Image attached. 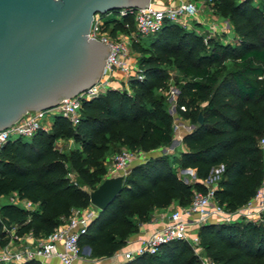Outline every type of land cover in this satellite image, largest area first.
<instances>
[{
	"label": "trees",
	"instance_id": "16d2710c",
	"mask_svg": "<svg viewBox=\"0 0 264 264\" xmlns=\"http://www.w3.org/2000/svg\"><path fill=\"white\" fill-rule=\"evenodd\" d=\"M211 2L230 24L235 36L231 43L204 38L164 20L148 35L146 45L131 43V51L139 55L136 66L142 78L128 79V91L107 88L81 101L73 126L55 114L46 131L38 130L26 140L8 139L1 146L0 197L14 193L35 207L28 211L8 202L0 204V245L10 229L16 236L29 232L41 237L69 208L87 205V191L81 186L91 190L101 181L104 170L99 158L108 140L130 150L170 140L171 116L153 96L162 89L154 84L165 78V66L183 78L176 87L174 110L191 129L180 138L185 149L177 152L176 163L193 171V181L178 178L164 156L130 167L119 192L97 210L78 245H86L90 257L110 256L140 222L150 219L152 209L171 199L186 205L192 190L202 191L200 181L217 165L222 168L213 197L225 210H234L253 196L263 177L256 142L264 128V5L258 7L251 0ZM119 26L116 22L109 30ZM68 138L72 147L54 145L56 139ZM67 171L76 181L69 180ZM195 233L203 255L213 264H249L264 257V225L259 223H205ZM119 264L200 263L185 241L171 240L153 254Z\"/></svg>",
	"mask_w": 264,
	"mask_h": 264
},
{
	"label": "built area",
	"instance_id": "2783aa9c",
	"mask_svg": "<svg viewBox=\"0 0 264 264\" xmlns=\"http://www.w3.org/2000/svg\"><path fill=\"white\" fill-rule=\"evenodd\" d=\"M198 10L199 6H196L194 0H148L146 7L120 8L103 14L94 13L91 16L87 36L105 44L108 48L99 79L86 90L77 93L75 97L62 99L54 107L25 112L17 121L0 131V148L11 134L29 138L38 130L46 131L50 123L48 117L51 114L61 115L73 126L78 120L81 101L95 97L107 89L109 77L114 70L120 71L126 82L130 78L140 80L142 78L140 70L135 62L130 61V42H136L139 36L157 31L164 20L182 28H187V22L191 20L200 24L196 18ZM109 14L112 15L109 19L111 25L116 22L120 24L119 28L113 32L109 30L108 19L102 17ZM125 17H129L131 22L125 20ZM224 29L208 23L206 31L215 33L223 32ZM179 109L183 110V107L179 106ZM65 140L68 148L72 140L70 138ZM256 144L261 155L264 156V128ZM54 145L58 148L56 141ZM136 157L132 150L120 148L111 157V173L121 175L123 178ZM221 168V165H217L210 170L208 176L200 181L204 189L192 190L186 205L176 206L162 216L158 214L161 225L149 235L138 238L134 246L122 248L120 252L122 261H128L143 254H153L161 244L171 240H183L190 244L195 253L201 252V255L197 254L200 264H213L203 255L198 246L195 230L199 225L239 220L264 225V181L261 180L253 196L245 203L234 210L227 211L213 197ZM188 172L193 176L192 170ZM66 176L74 182L71 171H67ZM8 203L28 211L35 207V204L18 198L14 193L10 195ZM96 210L97 208L89 202L83 207H71L68 214L50 232L31 241L22 242L20 240L22 235L16 236L10 229L6 241L0 245V264H22L29 260L40 262L46 258H56L59 264H74V260L81 253L77 240L84 233L89 221L96 215ZM128 243L129 240L124 241L125 246Z\"/></svg>",
	"mask_w": 264,
	"mask_h": 264
},
{
	"label": "water",
	"instance_id": "95a60500",
	"mask_svg": "<svg viewBox=\"0 0 264 264\" xmlns=\"http://www.w3.org/2000/svg\"><path fill=\"white\" fill-rule=\"evenodd\" d=\"M147 3L0 0V131L25 112L54 107L99 79L108 48L87 36L94 13L141 8ZM201 121L198 113L196 123ZM122 179L114 175L101 180L87 192L88 202L103 210L119 192Z\"/></svg>",
	"mask_w": 264,
	"mask_h": 264
},
{
	"label": "rangeland",
	"instance_id": "374dc122",
	"mask_svg": "<svg viewBox=\"0 0 264 264\" xmlns=\"http://www.w3.org/2000/svg\"><path fill=\"white\" fill-rule=\"evenodd\" d=\"M196 2V6H199V10L197 15L201 16L203 19H205V21H207L208 23H211L213 25H219V28H225V23L228 22L224 16L220 15L213 7H212V2L211 0H194ZM252 3H254V5L258 6V7H262V5H264V0H251ZM103 19L106 17V19H108L107 24L108 27H111V22L109 21V19L112 17L111 14L109 15H103L102 16ZM188 23V29L183 28L184 30L187 31H193L195 33L200 34L202 37H212V38H216L218 39L219 35H223L226 34L223 32H208L206 31L204 28H202V26L200 24H197L194 22V20H191ZM182 28V27H181ZM217 28V27H216ZM148 35L145 36H139L137 38V41L141 44V45H146L148 42ZM227 39H232V35L230 34ZM132 43V42H130ZM131 45V44H130ZM139 58V55H137L135 52L131 51L130 49V61L135 62L137 59ZM165 72H166V76L165 78L158 80L155 82L154 85H158L161 86V90L160 91H155V95H153L154 97H157L161 100L164 109L168 112H170V116H171V125H170V140L163 144V143H159L156 144L155 146H147L144 148H134L132 149L133 152H135V154L137 155L135 161L130 165V167L135 166V165H139V164H143L144 162H147L148 160H151L152 158L155 157H160V156H164L166 159V164L168 165V167L175 173V175L180 178L182 181L184 182H192L193 181V176L191 175L190 172L188 171H181V169L177 166L176 163V156H177V152L179 151V137H180V133L184 132L186 129L184 126H182L181 124H179V120L180 118L176 115L175 110H174V106L172 109V105H174V98H175V94L177 91V85L178 83L183 80V78L170 66H165ZM124 79V78H123ZM162 82V83H161ZM161 83V84H159ZM119 90H125L124 88H119ZM125 91H128V87ZM151 93V92H150ZM146 96H148L147 92L145 93ZM52 114L48 117V121H51L52 119ZM191 129L188 128L187 131ZM18 136L15 134H11L9 135L8 139H15ZM21 139H28V137H20ZM56 145L58 146L59 149H66L67 147V142L65 139H56ZM109 142L106 143L105 142V147L103 149V151L100 153V158L99 161L102 165V168L104 170L103 174H102V179L106 177H110V176H114L115 174L111 171V167H110V162H111V157L112 155L118 151L120 148H126L124 145L122 144H118L117 141H113V140H108ZM73 144L71 142V144H69V147H72ZM75 146V145H74ZM263 164V163H262ZM263 167V165H262ZM74 178V177H73ZM263 178V177H262ZM75 180V178H74ZM76 181V180H75ZM82 189L86 190L87 192L90 190L85 186H81ZM11 194L5 195V196H1L0 197V204L4 203V202H8L9 201V197ZM176 206H180L178 204V201L176 199H171L170 202L164 206V207H160V208H155L152 209L150 211V213L154 214H160V216H162V214H166L168 211H170L171 209L175 208ZM98 210V209H97ZM96 210V213H97ZM152 217V216H151ZM39 238V237H33V240ZM187 243V242H186ZM188 244V243H187ZM190 245V244H188ZM192 250V248H191ZM193 254H195L197 256V254L201 255V252L198 251L197 253H195L192 250ZM249 264H264V257L262 258H258V259H254V260H250Z\"/></svg>",
	"mask_w": 264,
	"mask_h": 264
},
{
	"label": "crops",
	"instance_id": "0c3cea01",
	"mask_svg": "<svg viewBox=\"0 0 264 264\" xmlns=\"http://www.w3.org/2000/svg\"><path fill=\"white\" fill-rule=\"evenodd\" d=\"M196 18L200 21V25L202 26V28H204L206 30L208 22L205 21V19H203L199 15H197ZM195 23H197V22H195ZM197 24H199V23H197ZM186 29H188V26ZM225 32H226V34L218 36L219 42L220 43H231L235 36H234V33L232 32L230 24L228 22L225 23V29H224L223 33H225ZM230 34L232 35V39H227V37ZM107 84H108L109 89L119 90V88H121V87L124 88L125 90L127 89V82L123 79L122 73L118 70H114L111 73V75L109 77V81ZM172 109H173V105H172ZM168 113L170 114L169 111H168ZM178 122H179V124L184 126L186 129L184 132L180 133V137H179V146H180L179 151H182L185 149V147L180 142V138L187 131V129L191 127V125L188 122V120L183 119V118H180V120ZM261 161L263 163L262 164L263 165V178H262V180L264 181V156H262V155H261ZM151 216L152 217H150V219L148 221L140 222L137 225L136 230L134 232L130 233L125 238V240H129V243L126 244V246L123 245L122 247L116 249L110 256H108V257H90L89 256V249L88 250L86 249V247H87L86 245H82V246H80L81 253H80L79 257L74 260V264H119V263L123 262L121 257H120V252H121L122 248L134 246V244L138 238L145 237V236L149 235L151 232H153L155 229H157L161 225V220L159 219L158 214L152 213ZM32 239H33V236L29 232H26L22 235L20 240H22V242L23 241L26 242V241H31ZM39 263L40 264H59V262L56 258L42 259Z\"/></svg>",
	"mask_w": 264,
	"mask_h": 264
}]
</instances>
